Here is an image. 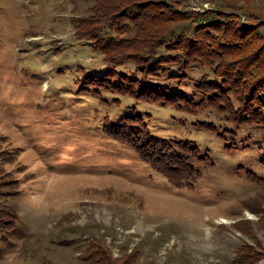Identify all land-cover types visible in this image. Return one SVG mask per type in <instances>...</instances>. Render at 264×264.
<instances>
[{"label":"rangeland","instance_id":"obj_1","mask_svg":"<svg viewBox=\"0 0 264 264\" xmlns=\"http://www.w3.org/2000/svg\"><path fill=\"white\" fill-rule=\"evenodd\" d=\"M174 1L185 12L236 2L264 22V0ZM94 5L0 0V169L20 217L15 232L0 235V264H87L81 255L94 237L135 264H235L243 247L263 257L264 128L235 126L210 108L151 103L150 94L121 95L119 84L99 87L138 63L109 65L77 36L74 20ZM187 75L163 82L199 101L202 76ZM133 114L158 139L198 150L191 180L171 181L107 133Z\"/></svg>","mask_w":264,"mask_h":264},{"label":"trees","instance_id":"obj_2","mask_svg":"<svg viewBox=\"0 0 264 264\" xmlns=\"http://www.w3.org/2000/svg\"><path fill=\"white\" fill-rule=\"evenodd\" d=\"M235 3L215 1L219 11L185 12L174 0H95L90 15L74 20L73 25L77 36L90 40L109 65L130 60L138 63V69L129 75L114 70L99 87L115 90L119 84L121 95L150 94L147 101L151 103L190 111L210 108L235 126L264 128V22ZM245 15L250 16L246 19L251 26L248 30L242 26ZM251 15L263 24H255ZM196 70L202 76L195 81L199 101L187 99L163 82L186 81L187 72ZM107 133L177 184L196 175L195 163L201 159L198 150L186 142L160 140L149 134L134 114L112 124ZM4 176L0 169V235L15 232L20 219L18 208L9 203L8 191L3 190V183H10ZM257 213L259 227L264 230V212ZM256 245L264 250V242ZM81 256L87 264L136 262L132 254L113 258L107 244L95 237ZM261 258L264 260L243 247L234 262L258 264ZM41 264L52 263L44 260Z\"/></svg>","mask_w":264,"mask_h":264}]
</instances>
